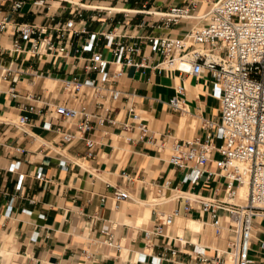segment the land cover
I'll return each mask as SVG.
<instances>
[{
	"label": "crops",
	"instance_id": "crops-1",
	"mask_svg": "<svg viewBox=\"0 0 264 264\" xmlns=\"http://www.w3.org/2000/svg\"><path fill=\"white\" fill-rule=\"evenodd\" d=\"M76 1L89 2L91 7L130 12L125 18L123 13L85 10L80 18L67 10L47 20L43 15L35 18L25 7V15L15 16L14 20L36 19L52 27L74 17L76 30L87 25L91 31L113 29L130 36L169 34L174 37H183L198 23L196 19H182L169 29L138 26L142 20L155 18L136 11H165L191 0ZM194 1L199 14L203 13L207 0ZM51 32L57 41L59 33ZM67 34L74 44L82 43L85 38L73 32ZM12 37L6 33L0 35V264H137L141 253L148 254L145 264H150L152 256L169 255L170 249H177V255L161 264H184L195 257L196 245L204 247L212 260L219 255L221 258L216 264H231L226 251L232 232L224 218L221 231L216 233L208 214L198 204L186 210L185 201L173 197L176 189L207 196L216 187L223 189L225 180L220 176L208 178L206 171L199 184L193 186L184 182L189 169L177 168L169 161L175 141L204 140L208 132L204 120H220L221 102L212 76L206 73L197 77L153 68L161 56L154 55L150 46L142 42V53L149 57L150 65L147 68L125 66L124 75L115 79L112 86L131 94L127 102L146 118L151 140L126 142L123 137L129 132L111 126L99 128L88 134L97 144L96 155L87 158L83 139L66 143L57 130L60 127L73 132L75 125L51 115L52 108L45 111L42 106L45 101L52 105L69 101L62 90L64 78L78 75L83 80L95 77V72H87L84 62L74 57L47 52L14 53ZM66 44L73 46L71 41ZM100 51L106 59L113 58L104 41ZM6 68L11 72L4 80L2 73ZM114 68L115 65H110L109 72L113 73ZM181 86L182 93L178 91ZM12 90L16 97L12 96ZM175 95L183 99L185 110L170 106L169 101ZM32 104L37 106V111L29 114V123L23 129L18 128L17 120L26 113L24 108ZM119 117L124 120L126 112ZM47 121L52 122V129L44 127ZM133 135L137 137L136 133ZM218 157V153L212 156ZM40 168L45 174L43 179L36 177ZM206 170L218 172L213 161ZM124 173L129 177L125 178ZM20 174H25V179L21 190H17ZM166 182L169 187L157 197L164 202L157 207L164 215L174 208L180 213L171 225L163 227L162 234H155L163 216L152 205L156 197L153 189ZM116 188L131 194V199L122 202L118 209L110 198ZM102 196L108 197L105 202ZM11 199L13 203L9 207ZM263 241L264 220L256 218L250 250L253 264H264Z\"/></svg>",
	"mask_w": 264,
	"mask_h": 264
},
{
	"label": "built area",
	"instance_id": "built-area-1",
	"mask_svg": "<svg viewBox=\"0 0 264 264\" xmlns=\"http://www.w3.org/2000/svg\"><path fill=\"white\" fill-rule=\"evenodd\" d=\"M88 4L76 0H0V35H13L12 52H47L54 56L74 57L78 62H84L87 72H95V77L83 80L78 75L64 78L62 90L69 101L55 105L45 101L42 108L45 111L52 108L51 115L71 121L75 131L57 128L63 141L70 143L83 139L87 146L86 157L92 158L96 155L97 142L88 134L99 128L111 126L129 132L123 137L126 142L151 140L146 118L133 104L127 102L131 94L112 86L115 79L124 75L125 66L147 68L150 65L149 57L142 53V42L150 46L154 55L161 56L153 68L197 77L210 74L220 97V120H204L203 125L208 129L204 140L175 141L169 161L177 168L189 169L184 182H190L193 186L199 184L206 171L208 178L220 176L226 183L223 189L216 187L207 196L191 190L176 189L173 197L184 200L186 210L198 204L201 211L208 214L216 233L221 231V220L224 218L232 232L226 251L228 261L231 264H253L250 250L254 220H264V0H207V7L201 14L194 0L170 6L165 11H136L155 18L154 21L142 20L138 25L140 28L169 29L182 19L198 20L183 37L169 34L130 36L116 33L113 29L91 31L87 25L76 30L74 17L52 27L36 22V19L32 22L14 20L15 16L25 15V7L27 13L34 14L35 18L43 15L47 20H53L58 12L67 10L80 18L85 10L123 13L125 18L130 12L91 7ZM52 30L59 33L57 41L53 38ZM68 32L85 35L84 41L74 44ZM125 38L137 41H126ZM66 41H71L73 46L68 47ZM103 41L112 52L111 60L106 59L100 51ZM112 64L115 68L110 73L109 66ZM10 72V68L4 69L2 79L6 80ZM178 91L182 93L184 88L181 86ZM12 96H17L14 90ZM169 104L175 110H185V103L178 95L173 96ZM24 110L26 113L16 122V126L21 129L29 123V114L36 112L37 106L28 105ZM122 112L127 114L124 120L119 117ZM44 127L52 129L53 124L47 121ZM135 133L137 137H134ZM17 150L22 151L21 148ZM214 153H218L219 157L213 159ZM212 161L218 172L206 170ZM36 177H45L42 168L37 170ZM124 177L128 178L129 174L124 173ZM24 179L25 174L18 176L17 190H21ZM246 184L247 195L242 197L240 190ZM167 187L169 182L152 188L156 192L152 205L156 207V213L163 216L155 234H162L163 227L171 225L174 217L180 213L178 208H174L171 213L164 215L158 209L157 206L164 200L157 197H161ZM107 198L102 196V202ZM110 198L114 208L118 209L122 202L131 199V194L123 188H116ZM12 203L11 199L9 207ZM116 247L119 249L120 245ZM177 253V249H170L169 255L163 253L152 256L150 264L171 260ZM194 254L195 257L184 264H216L221 258L218 255L216 260H212L200 245H196ZM147 259L148 254L141 253L137 264H145Z\"/></svg>",
	"mask_w": 264,
	"mask_h": 264
},
{
	"label": "bare ground",
	"instance_id": "bare-ground-1",
	"mask_svg": "<svg viewBox=\"0 0 264 264\" xmlns=\"http://www.w3.org/2000/svg\"><path fill=\"white\" fill-rule=\"evenodd\" d=\"M247 190H248V186L247 184L245 186H243L240 190V194L242 197H245L247 195Z\"/></svg>",
	"mask_w": 264,
	"mask_h": 264
}]
</instances>
